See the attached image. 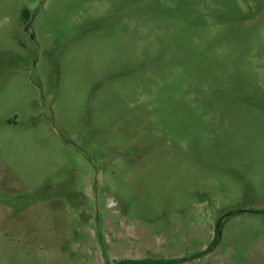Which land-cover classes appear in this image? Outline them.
Listing matches in <instances>:
<instances>
[{"label":"rangeland","instance_id":"rangeland-1","mask_svg":"<svg viewBox=\"0 0 264 264\" xmlns=\"http://www.w3.org/2000/svg\"><path fill=\"white\" fill-rule=\"evenodd\" d=\"M263 233L264 0H0V264H245Z\"/></svg>","mask_w":264,"mask_h":264},{"label":"crops","instance_id":"crops-1","mask_svg":"<svg viewBox=\"0 0 264 264\" xmlns=\"http://www.w3.org/2000/svg\"><path fill=\"white\" fill-rule=\"evenodd\" d=\"M220 234H221V238H223L222 232ZM243 258L245 260L250 259L248 263H246L245 260H242V262H245V264H264V244L258 242L252 254L251 255L244 254Z\"/></svg>","mask_w":264,"mask_h":264},{"label":"trees","instance_id":"trees-1","mask_svg":"<svg viewBox=\"0 0 264 264\" xmlns=\"http://www.w3.org/2000/svg\"><path fill=\"white\" fill-rule=\"evenodd\" d=\"M220 233H221V231L219 232V228H217L216 229V233H215V239H218V235L220 237ZM217 244H218V240H215L211 247L216 246ZM211 247L208 248L209 251H210V249H212ZM203 255H205V252L200 254L199 256H197V257L195 256L193 258H198V257H201ZM183 261H184V259L183 260H175L174 259V260H171V261H153V262H149V261H133V262H130V263L131 264H169V263H174L175 264V263H179V262H183ZM121 264H123V263H121Z\"/></svg>","mask_w":264,"mask_h":264}]
</instances>
